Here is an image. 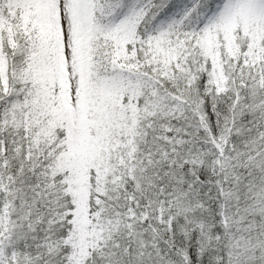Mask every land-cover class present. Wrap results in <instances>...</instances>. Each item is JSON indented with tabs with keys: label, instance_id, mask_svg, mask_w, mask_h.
I'll list each match as a JSON object with an SVG mask.
<instances>
[{
	"label": "snow or ice",
	"instance_id": "obj_1",
	"mask_svg": "<svg viewBox=\"0 0 264 264\" xmlns=\"http://www.w3.org/2000/svg\"><path fill=\"white\" fill-rule=\"evenodd\" d=\"M0 264H264V0H0Z\"/></svg>",
	"mask_w": 264,
	"mask_h": 264
}]
</instances>
